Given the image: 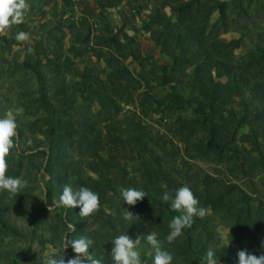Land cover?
I'll return each mask as SVG.
<instances>
[{
	"label": "trees",
	"instance_id": "obj_1",
	"mask_svg": "<svg viewBox=\"0 0 264 264\" xmlns=\"http://www.w3.org/2000/svg\"><path fill=\"white\" fill-rule=\"evenodd\" d=\"M167 8L171 15L167 14ZM248 9L239 0H155L147 15L143 30L152 35L161 53L170 60L167 64L153 65L161 75L152 72L159 84L169 86L171 92L157 98L145 91L141 95L142 103L156 104L162 112L179 113L184 108H192V116L178 115L174 126L175 135L185 144L184 154L171 139L156 135L142 121L119 117L120 103L132 100L134 92L141 87V80L146 79L143 72L135 74L111 54L106 58L110 68L107 84L93 83L90 79L94 76L89 68L73 75L79 80L67 83L65 72L71 71V59L66 58L65 64L69 68L62 72L60 54L57 71L50 79L49 93L43 88L37 99L25 100V112H42L43 116L36 122L28 121L18 133L24 144L30 131L32 134L41 133L44 142L38 141L36 150L33 149L27 156L23 151L21 161L15 163L17 169L8 167L6 174L20 177L23 167L26 169L23 160L41 158L39 165L25 172L37 176L44 168L45 174L54 175L57 172L65 178L76 176L69 183H58V189L52 187V182L45 186L50 203L59 198L66 184L78 189L88 187L98 193L100 209L89 218L98 220L102 229L90 237L93 245L89 252L95 248L98 255L103 254L104 257H111V241L115 237L127 234L135 240L140 236L141 243L150 245L145 237L151 231L157 233L164 250L172 254V264H195L211 246L224 264H233L238 258L230 253L236 251L232 246L257 256L264 254V203L261 201L260 213L253 216L249 209H244V205L238 207L234 199L236 193L243 202L249 203L250 198L239 192L236 184L226 182L223 175L205 174L202 177L200 170L191 162L212 160L218 165L225 164L226 172L233 176L243 174L251 178L258 170L264 172V41L237 57L235 50L241 46V40L227 41L219 35L222 27L224 32H229L230 25L238 22L239 17L246 16ZM216 11L220 13V20L211 24V16ZM72 33H76L73 49L75 44L90 41V34H86L81 27H76ZM125 38L130 45H136L132 37L125 35ZM0 39L4 41L6 38L0 36ZM107 43L119 49L123 46L114 36ZM82 51L81 48L76 49L73 55L83 57ZM129 51L134 61H142L137 46H132ZM27 66L31 67L30 62ZM35 67L41 69L37 64ZM219 77L226 81L221 83ZM186 88L190 89L191 97L185 96ZM95 105L99 106L96 112ZM99 124L113 144L114 153L108 159L101 154L105 150V135L95 132ZM241 128H247V132L239 135ZM26 146L31 151L32 147ZM44 146L47 151L40 150ZM70 149L96 178L82 176L80 162L71 170L72 159H68ZM47 156L50 161L45 164L43 157L46 159ZM178 157L180 168L175 167ZM186 178L193 182L194 186L190 189L199 200V205L221 212L225 219L229 218L233 223L228 236L231 248H220V240L209 230V219L200 220L198 217L193 218L191 227L183 229V234L174 242L166 241L170 221L180 214L171 209V201L162 200V195L167 191L174 196L176 189L186 185L183 181ZM122 188L143 190L147 196L135 206L125 204L121 199L116 208L108 213L103 202L110 192L112 199L118 196ZM7 193L0 191V231L4 235L17 232L6 215L4 202L13 196ZM30 196L29 191H21L13 198L25 203V198L30 199ZM125 208L139 219L125 221ZM17 214L23 215L20 211ZM84 231L85 227L83 234Z\"/></svg>",
	"mask_w": 264,
	"mask_h": 264
},
{
	"label": "rangeland",
	"instance_id": "obj_2",
	"mask_svg": "<svg viewBox=\"0 0 264 264\" xmlns=\"http://www.w3.org/2000/svg\"><path fill=\"white\" fill-rule=\"evenodd\" d=\"M154 1L26 0L29 8L25 13L23 23L13 25L10 31L6 30L5 33L0 34V36L6 38L4 41L0 39V118L5 116L15 117L18 125L17 134L19 133V128L28 123V121L36 122L40 120L43 116L42 112L32 111L31 114L25 112V100L28 101L30 98L37 99L43 88H45L44 91L46 93H49L50 79L57 71L60 54H62L63 59L61 60L62 72L69 68L66 65L67 63L65 64L66 58L69 57L71 59L69 61L71 71L70 73L65 72L67 83L79 80L78 76L76 78L73 75L81 74L84 69L89 68L94 76L90 80L99 85L108 83L107 74L110 68L106 58L113 54L122 60L123 65L129 70L135 74L143 72V75L146 76L145 80H141V87L139 91L134 92L132 100L120 103L119 117L142 121L156 135L171 139L183 152L185 144L175 135L174 126L178 115L190 118L193 113L192 108H184L179 113H174L173 111L162 112L156 104L143 105L142 103L141 95L145 91L150 92L157 98H163L171 92L169 86H161L159 81L156 80L154 72L158 73L157 75L161 74L153 66L154 64H167L170 60L165 54L161 53L160 46L153 40L152 35L143 30L144 22L147 21V15H149ZM239 1L242 6L249 8L248 14L239 17L238 22L232 23L230 25L232 28L229 32H224L223 27L219 30L220 38L227 41L241 40V46L235 50L237 57L245 55L248 50L255 47L256 43L264 41V0ZM166 12L171 15L169 8L166 9ZM172 18L176 21L175 15ZM219 20L220 13L216 11L211 16V24L219 22ZM74 27H81L86 34H90V41L87 44H75V49L72 46L75 41L74 35L76 34L72 33L75 30ZM21 31L28 33L29 39L27 41L20 42L15 39L16 34ZM125 35L132 37L136 41V45H130ZM112 36L123 45L122 48L119 49L107 43ZM132 46H137L139 49L143 57L141 62L134 61L133 57L129 55V50ZM79 48L83 49V57L73 55L74 50ZM145 59H148V61ZM29 62L30 68L27 66ZM36 64L41 69L36 68ZM218 81L224 83L226 79L219 77ZM189 91V88L185 89V96L191 97ZM98 109L99 106L95 105L94 112L98 111ZM96 127V133H101L102 136L105 135L103 139L105 150L101 154L108 159L114 153L113 144L106 136L104 127L100 124ZM30 132H28L29 137L26 144L29 145V148L32 147L31 151L26 144L21 142L20 138H17L16 150L7 157L9 167L17 169L15 163L21 161L23 151H26L24 156H27L33 152V149L36 150L38 141L44 142L41 133L32 134ZM244 132H247V128H241L239 135ZM40 150L47 151V148L44 146ZM46 155L49 154L47 153ZM43 158L45 164L50 161L48 156L46 159L45 157ZM68 159H70L69 161L72 159L71 170L75 164L80 162L81 168L78 170L82 176L92 175L96 178V175L88 171L87 166L81 162L74 150L71 151L70 149ZM40 161L41 158L23 160L26 169L24 170L23 167L20 178L27 180L28 184L22 191H29L30 199L25 198L27 201L24 203L15 201L16 199L12 196L4 202L6 215L9 217L11 225L17 229V232L14 231L13 234L4 235L0 231V264H43V261L48 256L59 257L63 255L67 261L76 254L71 246L64 249L65 238L72 240L88 233L89 235L86 237L90 239L102 229L98 220L80 217L79 208L77 210L66 209L49 202L46 190L48 183L52 182V187L58 189L59 184L63 182L69 183L76 176L65 178L57 172L54 175L45 174L44 168L37 176L34 173L28 174L25 172L26 170L31 171L34 165H39ZM191 162L194 167L200 170L202 177L205 174L223 175L226 182L236 184L240 190L239 192L248 195L250 198L249 203H247L239 198V193L238 195L237 193L235 196L233 195L235 201L238 202V207L244 205V209H249V212L255 217L260 213L261 201L264 203V172L261 173L258 170L251 178L243 174L233 176L226 172L227 165L225 164L218 165L212 160H195ZM180 165L178 157L175 167L180 168ZM129 167H132V165H129ZM224 172L227 174L224 175ZM177 178L180 181V177ZM183 181L190 188L194 186L189 178ZM73 190H78V187L76 186ZM7 195L11 196L8 193ZM111 195L112 192L109 193L103 202L108 213L112 212L122 199L120 191L119 195L114 196L113 199ZM25 199L22 201H25ZM19 204L22 206L19 207ZM199 206L203 207L202 204ZM48 207L51 212L48 211ZM203 208L207 210L204 218L209 219V230L215 233L216 239L220 240L219 247L231 248L232 245L228 240V236L233 223L229 221V218L225 219L221 212H215L211 207L207 206ZM19 211L24 216L17 214ZM204 218L199 219L203 220ZM69 224L75 226V231L68 228ZM84 227L87 231H84L85 235L82 232ZM210 248L212 249L213 246ZM232 248L236 251L234 253L230 251V253L237 255L238 251H240L238 247L232 246ZM138 250L141 254L142 264H153L155 251L151 245L140 243ZM90 253L94 254L95 258L101 259L103 264H113L110 256L98 255L95 248ZM221 259L218 258L219 264H224ZM200 260L201 258H198L195 264H200ZM233 264H238V258Z\"/></svg>",
	"mask_w": 264,
	"mask_h": 264
},
{
	"label": "clouds",
	"instance_id": "obj_3",
	"mask_svg": "<svg viewBox=\"0 0 264 264\" xmlns=\"http://www.w3.org/2000/svg\"><path fill=\"white\" fill-rule=\"evenodd\" d=\"M28 8L29 5L26 0H0V34L5 33L6 30L10 31L13 25L23 23ZM15 39L24 42L29 39V36L28 33L21 31L16 34ZM17 127L15 117L5 116L0 118V191H7L13 196L20 194L28 184L25 179L11 177L6 174L9 167L7 157L11 154V150L17 146ZM120 194L124 203L129 206H135L138 201H142L147 196L145 191L135 188H122ZM162 200L164 202L171 201V209L181 213L173 217L169 223L170 233L166 236L168 243H172L180 237L183 234V229L191 227L194 217L204 218L207 213L205 208L199 206V200L187 185L176 189L174 196L165 191ZM53 203L66 209L79 207V216L82 218L89 217L100 209L98 193L88 187H80L74 191L67 184L63 186L62 194L58 199H54ZM48 211L51 212L49 207ZM123 219L132 221L139 219V217L134 216L132 212L125 208ZM68 228L75 231L73 224H69ZM145 238L155 251L153 264H172V254L167 250H163L155 231H151ZM111 242L113 244L111 249L113 264H142L141 254L138 250L141 243L140 236L133 240L129 235L121 234ZM92 245L93 241L85 236L72 240L65 238L64 249L71 246L76 255L67 261L64 255L59 257L48 256L43 264H103L101 259L95 258L94 254L89 252ZM262 247H264V241H262ZM237 256L238 264H264V254L257 256L250 254L247 250H240ZM200 264H219V260L216 253L212 249H208L201 258Z\"/></svg>",
	"mask_w": 264,
	"mask_h": 264
}]
</instances>
